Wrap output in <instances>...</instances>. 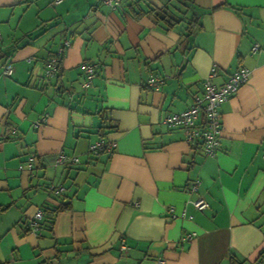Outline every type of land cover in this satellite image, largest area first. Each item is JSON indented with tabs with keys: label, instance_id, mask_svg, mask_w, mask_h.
Segmentation results:
<instances>
[{
	"label": "crops",
	"instance_id": "crops-1",
	"mask_svg": "<svg viewBox=\"0 0 264 264\" xmlns=\"http://www.w3.org/2000/svg\"><path fill=\"white\" fill-rule=\"evenodd\" d=\"M149 5L183 20L136 16ZM0 54L13 66L0 71V263L264 262V0H0ZM84 62L97 63L88 86ZM241 66L249 76L220 104L219 149L205 155L163 119L202 95L212 67L219 85ZM100 139L110 150L91 154ZM61 152L78 161L57 163ZM61 202L32 234L36 209Z\"/></svg>",
	"mask_w": 264,
	"mask_h": 264
},
{
	"label": "built area",
	"instance_id": "built-area-1",
	"mask_svg": "<svg viewBox=\"0 0 264 264\" xmlns=\"http://www.w3.org/2000/svg\"><path fill=\"white\" fill-rule=\"evenodd\" d=\"M62 0H53L54 3H60ZM104 3L110 5L118 4L119 0H102ZM67 44V42H65ZM260 46L258 43L253 45V49H258ZM62 54V47H60L51 57L46 61L45 75L53 76L56 72L57 62L59 55ZM82 69L85 73V79L83 81L84 86H88L95 74L97 63L96 62H84L82 63ZM13 66L10 62L0 64V71L4 75H9L12 72ZM250 70L247 67L241 66L234 70L229 77L221 84L216 85L213 82V78L216 75L215 67L211 68V71L203 79L204 91L202 95L195 94L193 96V102L184 110L179 112H172L165 115L163 121L168 127H181L184 130L186 141L191 144L198 142L203 153L205 155H215L219 149V135L221 132V121L219 106L220 104L234 95L238 87L243 84L248 76ZM157 80L155 78H149L147 84L154 86ZM46 114H44L45 118ZM111 143H108L102 139L95 140L89 144V152L91 154H99L101 152L110 150ZM78 161L76 155H67L59 153L56 157L57 163H75ZM199 180H192L189 184V190L194 192L198 189ZM50 190L54 193H60L63 187L50 185ZM192 204L197 210H203L208 206L207 201L201 196H197L192 200ZM169 214L174 216V210L172 206L168 207ZM43 218L42 209L38 208L34 212L30 221L29 231L34 235H39L41 228V220ZM195 235V232L186 233L181 238L182 240H189ZM122 247L124 243L122 242ZM157 262L163 264L162 258L158 257ZM253 264H264V262L257 261Z\"/></svg>",
	"mask_w": 264,
	"mask_h": 264
},
{
	"label": "trees",
	"instance_id": "trees-1",
	"mask_svg": "<svg viewBox=\"0 0 264 264\" xmlns=\"http://www.w3.org/2000/svg\"><path fill=\"white\" fill-rule=\"evenodd\" d=\"M179 1L181 3H184V0H179ZM148 12L151 13V15L156 20L161 21L164 24H166L167 28L168 27H172L174 24L178 23L180 20H183V18L175 15V13L173 11L169 10L166 5H163V6L149 5V8L147 10L136 12L137 13L136 16L138 17L139 15H143V14H146ZM197 27H200L199 20H198L197 16H193L191 19L187 20L186 32L184 33L185 37H189L195 31V29ZM43 29L41 28L39 32H36V33H33V34L32 33H27V35H28L29 38H34L40 32H42ZM4 62H6V60ZM59 63H60V55L58 57L57 69L59 68ZM193 145L200 147L198 142H194ZM67 207H68V205H67L66 202H64V203L61 202L58 206H56L54 208L48 207V208L44 209L45 216L43 217V220L41 221V223H43L44 226L51 228L52 217L58 211L64 210ZM42 212H43V210H42ZM43 215H44V213H43ZM260 254L261 255L264 254V250H261ZM0 264H4V263H0ZM230 264H241V263L238 262L236 258H234V255H232V257L230 259Z\"/></svg>",
	"mask_w": 264,
	"mask_h": 264
}]
</instances>
